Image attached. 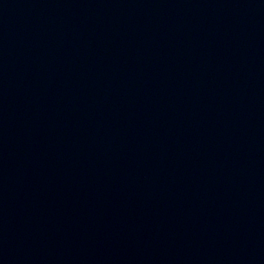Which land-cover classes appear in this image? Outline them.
Returning a JSON list of instances; mask_svg holds the SVG:
<instances>
[{"label": "water", "instance_id": "water-1", "mask_svg": "<svg viewBox=\"0 0 264 264\" xmlns=\"http://www.w3.org/2000/svg\"><path fill=\"white\" fill-rule=\"evenodd\" d=\"M0 264H264V0H0Z\"/></svg>", "mask_w": 264, "mask_h": 264}]
</instances>
